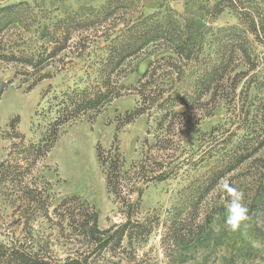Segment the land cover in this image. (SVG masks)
Returning <instances> with one entry per match:
<instances>
[{
  "label": "rangeland",
  "instance_id": "rangeland-1",
  "mask_svg": "<svg viewBox=\"0 0 264 264\" xmlns=\"http://www.w3.org/2000/svg\"><path fill=\"white\" fill-rule=\"evenodd\" d=\"M263 13L264 0H0V163L22 172L0 180V243L24 235L27 219L51 264H264ZM194 36L189 59L176 54ZM209 74L216 84L200 92ZM145 81L155 105L175 103L174 133L160 106L128 118ZM107 90L104 104L70 115ZM115 150L130 209L98 160ZM223 180L248 209L235 232ZM92 211L100 231L141 228L96 250L77 227Z\"/></svg>",
  "mask_w": 264,
  "mask_h": 264
},
{
  "label": "trees",
  "instance_id": "trees-1",
  "mask_svg": "<svg viewBox=\"0 0 264 264\" xmlns=\"http://www.w3.org/2000/svg\"><path fill=\"white\" fill-rule=\"evenodd\" d=\"M3 31V28L0 29V34ZM258 34L261 35L262 39L264 40V13L262 15V19H260L259 22V29H258ZM197 38V37H196ZM195 36L191 39H186L183 41H178L175 42L173 45L174 50L176 51V54L182 55L184 54L186 58L191 56L197 49V39ZM189 59V58H188ZM40 63V62H39ZM153 73V71H152ZM152 76V75H151ZM150 76V77H151ZM153 77V76H152ZM42 77H40V81ZM212 84H216L214 81V78L209 74L206 76V79L203 80V82L199 83L198 89L200 92H204L206 90H209L211 88ZM106 86L108 85L105 84ZM207 85V86H206ZM150 82L145 81L144 83L140 84V100L138 103V107L134 110V112L129 115V119H134L141 114H143L146 110L149 108H152L153 106L159 107L160 110L164 109L165 113L162 117V120L168 119L167 125H165V129L167 127L170 129L172 128L173 133L176 128V116H179L180 113L179 111H175L174 102L170 103L171 98H166L164 99L163 102L157 103L155 105V102H158V99L155 96V92L149 89ZM110 90H107L103 94L96 95L94 99L87 100V101H82L79 103L77 106L73 108V111L70 113L72 117L76 116L81 109H95L97 108L96 106H99L101 104H104L110 97L111 93L109 92ZM159 98V97H158ZM184 100V98L182 97ZM194 100V99H193ZM192 99L188 100L187 102L193 101ZM169 102L168 107H166V104ZM198 102V101H196ZM193 108L194 105L187 104L185 105L182 109L181 112H185L189 108ZM62 120H56L52 128L50 129L49 137L55 136L54 132L56 129L61 125ZM162 125H160L161 127ZM181 127V125H178ZM166 131V130H165ZM54 139V138H53ZM161 143H166L168 142L167 138H161L160 139ZM54 141V140H53ZM264 143V140L262 141ZM260 143L259 146H262L263 144ZM257 149H252V151L248 152L247 154L240 155L237 159V162H235L234 165L239 164L246 159H248L254 151ZM98 160L100 163L104 165L107 164V183L108 187L111 191L112 194L118 199L119 201L122 202L123 205H125L128 209L133 207V203L131 199H129L128 195L124 194L123 188L124 186L122 185L121 181V168H122V159L121 156L118 152V150H115L114 152H108L104 153L102 151H98ZM6 162L0 163V180L4 184L7 181H13L18 178V176L21 175V171L18 169L17 166L12 167V171H10V167L7 168L5 166ZM233 165V166H234ZM14 182V181H13ZM28 195L31 197L32 201H35L37 197H34L35 193L34 191L29 190ZM72 199H66L60 203L57 209H55L56 212L58 210L62 209L64 206H66L68 203H71ZM34 211L35 208L31 207L29 208V211L31 210ZM70 211L69 208L64 209V212L68 213ZM68 215V218L71 219V222H75V217L73 212H70ZM83 217L82 220L77 222V227L79 231V235L85 237L86 241L88 244L92 247L95 248L96 250H102L103 248H106L111 242L113 243L112 245L117 246L118 242L121 238V235L124 233L125 228L133 227V228H141V226H136L133 224H130L128 221V224H124L116 229H107L105 231H100L97 228V214L96 212H88L82 215ZM29 222L27 219L24 220V225H23V232L24 235H16L15 232L11 234L12 237L8 239L6 243H0V264H51L50 259L47 260V257L39 255L36 251H33V237L32 234L30 233V229H28ZM21 233V232H20ZM59 262V261H58ZM67 264H80V262H75L74 260H68Z\"/></svg>",
  "mask_w": 264,
  "mask_h": 264
},
{
  "label": "clouds",
  "instance_id": "clouds-1",
  "mask_svg": "<svg viewBox=\"0 0 264 264\" xmlns=\"http://www.w3.org/2000/svg\"><path fill=\"white\" fill-rule=\"evenodd\" d=\"M222 190L227 194L225 225L229 230L237 231L248 220V209L242 203L243 192L231 186L227 180L221 182Z\"/></svg>",
  "mask_w": 264,
  "mask_h": 264
}]
</instances>
